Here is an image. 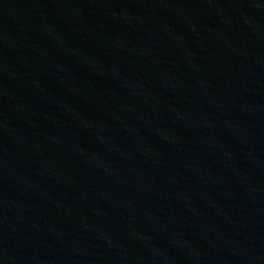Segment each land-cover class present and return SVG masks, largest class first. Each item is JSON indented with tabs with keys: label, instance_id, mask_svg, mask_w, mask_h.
<instances>
[{
	"label": "water",
	"instance_id": "obj_1",
	"mask_svg": "<svg viewBox=\"0 0 264 264\" xmlns=\"http://www.w3.org/2000/svg\"><path fill=\"white\" fill-rule=\"evenodd\" d=\"M7 264H264V0H0Z\"/></svg>",
	"mask_w": 264,
	"mask_h": 264
}]
</instances>
